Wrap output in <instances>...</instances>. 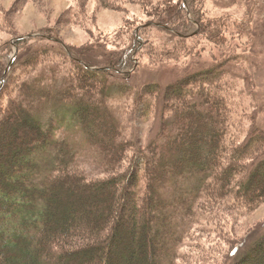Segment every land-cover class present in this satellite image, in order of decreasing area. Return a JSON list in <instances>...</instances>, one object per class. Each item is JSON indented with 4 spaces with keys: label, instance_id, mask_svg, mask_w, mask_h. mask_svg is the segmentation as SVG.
<instances>
[{
    "label": "trees",
    "instance_id": "trees-1",
    "mask_svg": "<svg viewBox=\"0 0 264 264\" xmlns=\"http://www.w3.org/2000/svg\"><path fill=\"white\" fill-rule=\"evenodd\" d=\"M196 3L182 0L181 12L163 22L169 32L187 40L206 28ZM150 26L166 29L141 26L137 45L108 68L64 40L50 38L79 63V72L65 76V87L46 85L43 93H37L38 84L25 82L20 96L6 103L18 64L42 61L36 52L25 62L31 38L19 40L22 54L3 89L4 81L0 83V263L181 264V248L200 223L206 202L232 203L230 209L245 212L264 204V133L253 132L242 145L229 143L232 112L219 67L182 78L165 94L153 84L140 95L145 105L148 95H159L160 102L148 103L147 114L164 103L165 136L143 150L131 168L123 167L132 144L111 104L118 85H110L108 78L131 76L138 68V54L146 46L143 33ZM8 69L0 65V78ZM100 80L105 87L97 98ZM130 88L131 83L125 89ZM44 102L56 106L46 111ZM52 113L58 122L83 131L105 161L114 159L109 177L87 173L79 148L60 136ZM126 221L131 241L122 244L118 241ZM247 251L235 264H264V237Z\"/></svg>",
    "mask_w": 264,
    "mask_h": 264
},
{
    "label": "rangeland",
    "instance_id": "rangeland-1",
    "mask_svg": "<svg viewBox=\"0 0 264 264\" xmlns=\"http://www.w3.org/2000/svg\"><path fill=\"white\" fill-rule=\"evenodd\" d=\"M196 8L205 19L206 28L182 40L163 23L181 12L182 0H0V65L10 68L18 56L13 72L23 51L19 40L26 36L31 40L24 49L28 55L24 61L29 62L36 52L37 56L42 54L40 63L21 67L18 64L9 80L5 101L9 103L20 96L25 82L38 84L37 93H43L41 89L46 85L53 89L65 87V76L79 72V63L63 45L50 38L64 40L99 67L108 68L137 45V29L158 24L166 29L150 26L144 31L146 46L136 53L138 68L132 75L108 78L110 85H118L111 104L132 144L123 167L131 168L142 158L140 153L163 135L164 103L157 105L153 115L152 111L147 114L148 103L159 101V95H148L146 105L139 101L140 95L153 84L160 85L165 94L166 88L180 79L212 67L221 68L220 85L229 96V143H247L253 132L264 133V0H197ZM100 83L99 90L94 91L97 98H101L105 87L103 80ZM130 83L133 88L128 91L125 88ZM54 105L56 102L51 106L44 102L42 108L49 111ZM50 118L55 119L56 115L52 113ZM57 119L60 136L79 148L80 164L87 173L109 177L107 169L114 165V159L105 161L104 154L88 144L83 131ZM229 206L206 202L200 223L181 248L185 257L179 263L235 264L264 237V204L253 212ZM128 226V221L124 222L119 243L131 241ZM236 247L238 250L232 255Z\"/></svg>",
    "mask_w": 264,
    "mask_h": 264
},
{
    "label": "water",
    "instance_id": "water-1",
    "mask_svg": "<svg viewBox=\"0 0 264 264\" xmlns=\"http://www.w3.org/2000/svg\"><path fill=\"white\" fill-rule=\"evenodd\" d=\"M23 38H28L27 36L26 37H23ZM22 38V39H23ZM18 55H19V53H18ZM18 57V56H17ZM17 57L14 59V62L12 63V65L10 66V68L8 69V71H7V73H6V75H5V77H4V82H3V84H2V89L4 88V86H5V83H6V80H7V78H8V76L10 75V73H11V70H12V67L14 66V63H15V61L17 60Z\"/></svg>",
    "mask_w": 264,
    "mask_h": 264
}]
</instances>
